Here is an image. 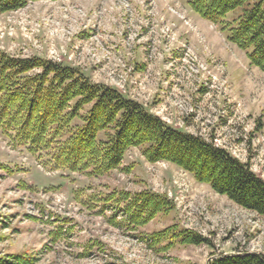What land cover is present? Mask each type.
I'll list each match as a JSON object with an SVG mask.
<instances>
[{
    "label": "rangeland",
    "instance_id": "1",
    "mask_svg": "<svg viewBox=\"0 0 264 264\" xmlns=\"http://www.w3.org/2000/svg\"><path fill=\"white\" fill-rule=\"evenodd\" d=\"M189 1L32 2L0 16V49L79 68L264 180V72ZM145 190L175 209L128 230L104 199ZM174 226L207 243L153 246L150 235ZM222 255H264V216L170 163L147 162L139 148L95 178L52 171L0 132V264H209Z\"/></svg>",
    "mask_w": 264,
    "mask_h": 264
},
{
    "label": "trees",
    "instance_id": "2",
    "mask_svg": "<svg viewBox=\"0 0 264 264\" xmlns=\"http://www.w3.org/2000/svg\"><path fill=\"white\" fill-rule=\"evenodd\" d=\"M37 1L57 0H0V16ZM188 6L227 32L251 66L264 72V0H190ZM0 132L11 146L25 148L52 171L95 178L121 170L126 153L139 148L147 162L170 163L237 206L264 216V180L248 164L171 127L118 90L94 83L79 68L0 49ZM104 202L126 216L128 230L175 209L167 195L152 190L112 193ZM116 217L110 221L115 226ZM53 234L57 239L59 233ZM149 239L155 247L207 243L175 226ZM209 264H264V255H222Z\"/></svg>",
    "mask_w": 264,
    "mask_h": 264
}]
</instances>
